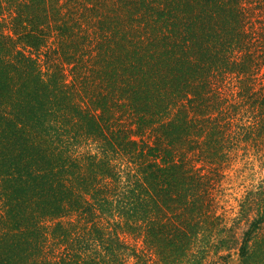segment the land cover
Here are the masks:
<instances>
[{"label":"trees","instance_id":"obj_1","mask_svg":"<svg viewBox=\"0 0 264 264\" xmlns=\"http://www.w3.org/2000/svg\"><path fill=\"white\" fill-rule=\"evenodd\" d=\"M258 166L264 0H0V264H264Z\"/></svg>","mask_w":264,"mask_h":264},{"label":"rangeland","instance_id":"obj_2","mask_svg":"<svg viewBox=\"0 0 264 264\" xmlns=\"http://www.w3.org/2000/svg\"><path fill=\"white\" fill-rule=\"evenodd\" d=\"M235 169L236 170H242V169H244V167H243V163H240L239 165H237V166H235ZM256 170L257 171H248L246 174H245V176H243L242 178H244V177H246V178H248V180L245 182V185H248V184H250V182L252 181V180H254L255 182H257V180L259 179V177H261V175H264V170L261 172V168L258 166L257 168H256ZM235 171V170H234ZM252 173H257L255 176H253L252 175ZM242 178H240L239 180H238V182H242V183H244V180L242 179ZM238 182H235V183H233V184H235V185H239L238 184ZM243 187V186H242ZM231 191H233V193L235 192L233 189H231ZM238 194H235V196H237ZM233 203H235L234 201H233Z\"/></svg>","mask_w":264,"mask_h":264}]
</instances>
